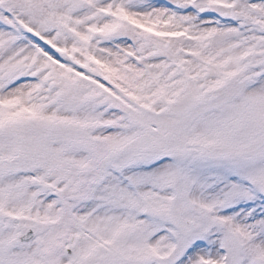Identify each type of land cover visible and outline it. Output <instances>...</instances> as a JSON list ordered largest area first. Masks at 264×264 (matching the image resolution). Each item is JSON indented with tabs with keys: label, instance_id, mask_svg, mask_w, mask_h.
Instances as JSON below:
<instances>
[{
	"label": "snow or ice",
	"instance_id": "1",
	"mask_svg": "<svg viewBox=\"0 0 264 264\" xmlns=\"http://www.w3.org/2000/svg\"><path fill=\"white\" fill-rule=\"evenodd\" d=\"M0 264H264V0H0Z\"/></svg>",
	"mask_w": 264,
	"mask_h": 264
}]
</instances>
